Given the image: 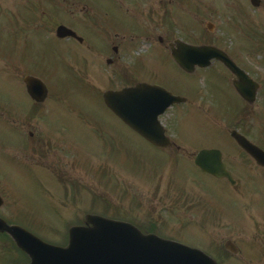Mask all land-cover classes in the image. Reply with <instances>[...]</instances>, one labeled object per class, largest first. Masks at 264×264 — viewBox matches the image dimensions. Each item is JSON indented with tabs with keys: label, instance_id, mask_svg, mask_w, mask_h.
Wrapping results in <instances>:
<instances>
[{
	"label": "rangeland",
	"instance_id": "1",
	"mask_svg": "<svg viewBox=\"0 0 264 264\" xmlns=\"http://www.w3.org/2000/svg\"><path fill=\"white\" fill-rule=\"evenodd\" d=\"M193 1L199 11L195 29L199 38H203L206 35L204 0ZM238 2L246 15L242 17L240 12V33L235 32L230 37L240 42L251 27L264 35V8L254 11L249 0ZM32 3L36 4L35 10L38 3L48 10L41 7L44 11L37 9L33 13L29 11ZM73 4L74 0H0V197L4 208L17 220L35 224L40 233L48 235L44 239L54 245L65 244L68 228L81 224L83 216L89 212L120 218L126 207H133L139 208L140 217L144 212L148 215L150 230L154 233L207 249L211 255V244L220 246L231 235L235 242L245 247L246 243L254 244L261 247L256 253L263 252L264 235L256 236L250 230L255 218L260 222L258 216L252 215L255 212L250 202L264 193V186L251 182L260 180L255 173L247 178L250 183H240L245 178L241 176L242 171H238L242 161H238L234 142L227 132L232 121L228 120V99L217 111L207 95L212 89L201 81V108L172 106L160 119L174 124L165 126L167 132L186 148L189 156L153 148L105 108L97 93L124 87V81H114L113 76L116 72L123 76L127 69L133 71L129 80L152 81L174 94L192 89L187 84L189 78L170 61L160 59L146 69L134 70L128 66L129 60L122 58L119 64L108 67L103 58L86 51L82 54L87 57V64L83 60L84 75L81 73L85 81L82 91L79 86L84 81L72 83L74 76L67 73L71 69L66 67L70 61L75 63L70 67L79 70V47L72 46L65 51L56 47L55 28L59 23L76 28V17L68 15L74 10ZM180 10L183 12L184 8ZM181 12L174 14L180 31L189 24V16ZM102 18L108 21L105 16L99 19ZM27 19L31 20V25L25 23ZM130 22L136 27L135 23L145 27L143 20ZM215 22L217 30L221 31L224 23L219 18ZM84 26L87 33L91 32L89 24ZM25 27L24 34L18 30ZM118 31L120 36H125L122 34L128 30ZM137 40V52L131 53L133 58L143 56L149 48L143 37ZM52 61L57 62L53 69L49 66ZM35 63L41 66L36 67ZM30 70L47 84L50 94L40 109L37 107L36 114L22 84L24 74ZM55 136L72 151L65 156L59 150L54 156L41 157L21 146L23 140L29 144L38 138L54 139ZM32 138L35 140L31 141ZM206 148L222 151L223 161L230 167L238 186L225 185L198 172L192 162L193 153ZM226 203L231 205L229 211ZM45 212L49 218L44 217ZM220 214L227 216L217 220ZM242 229L247 230L242 232ZM235 230H240L241 234H235ZM239 260L234 257L230 264H238Z\"/></svg>",
	"mask_w": 264,
	"mask_h": 264
},
{
	"label": "flooded vegetation",
	"instance_id": "2",
	"mask_svg": "<svg viewBox=\"0 0 264 264\" xmlns=\"http://www.w3.org/2000/svg\"><path fill=\"white\" fill-rule=\"evenodd\" d=\"M229 1L230 0H204L203 10L205 11L204 22L206 35L203 38H199L195 29L196 23L194 22L197 12L199 11L195 8L193 0H167V3L165 0H98V2L96 0H74V10H70L68 15L71 14L72 17H76V28L65 25L76 33V38H60L58 39L56 47H58V50L61 48L64 51L65 49L71 50L72 46L79 47L81 52L79 56V70L77 71L76 68L70 67L73 63L70 61H68V66L66 67L71 69L70 72L67 73L72 74L71 77L74 76L72 83L75 82L80 84L84 81L82 78L84 76H82L81 73L84 75L83 60L84 64H87V57L82 56V54L86 53V51L103 58L105 65L108 67L119 64L122 58L129 60L128 66H132L134 70L146 69L150 63L158 62L160 59L163 61H170L173 67L182 73L184 77L189 78L190 82H187V84L192 88L189 89V92L184 91L182 94H174L171 92L173 95L185 99L182 104L173 106L184 105L188 108H201L202 105L200 101H202L203 98L200 95V90L202 88L200 83L204 80L205 85L212 89L210 92L211 94L209 93L207 95L211 98L209 100L217 111L220 110L219 107L222 105V102L228 99L227 103L230 108L228 120H232L229 130L238 131L258 150L264 152V35L257 31L256 27H251L249 28L250 30H248V34H246L244 39L240 42H236L235 37H230V35H233L235 32L240 33V12L242 17L246 15V12L240 10L238 0H233V2ZM43 8L47 9V7ZM181 8H184L183 12H186L189 16V24L188 26H183L180 31L178 30V23L174 20L176 16L174 14L181 12ZM262 8H264V0H259L258 6H255L253 10L260 11ZM102 16L108 18V21L103 18L99 19ZM216 18H219L221 23H224L221 31L217 30ZM136 19L145 21V27L141 28L137 23H135L137 27L132 25L130 20ZM187 21H185V23ZM28 24L29 23H27V25ZM84 24H89L91 32L87 33V28ZM161 26H165L166 28L164 27L163 29ZM30 28L31 27H29L28 30H30ZM118 30H128L122 34L128 36H120L121 33ZM129 31L134 34H131ZM219 32L220 35H218ZM142 37L145 43L149 45V48L143 56L133 58L131 53L137 52L136 49L139 41L137 39ZM237 39L239 40V38ZM179 40L193 46L206 45L210 48V53L216 48L221 54L227 56V61L224 63L215 56V54H212L209 66L207 67L201 68L194 64L185 69L178 66L172 56V52L173 50H177V41ZM135 42L136 46H134ZM178 53H183V51L180 50ZM183 54L186 55L185 53ZM23 58L26 59L25 56ZM185 58L190 62L191 60L198 61L199 55L198 53L195 54L191 52V56L186 55ZM35 64L36 67L41 66L38 63ZM56 65L57 62L54 61L50 63L49 66L53 69ZM132 72L133 71L127 69L123 76L116 72L115 76H113V80L116 81V79H119L124 81V87L135 86L138 82L157 85L152 81L148 82L142 79L135 81L129 80L128 78ZM27 73V75L30 74L37 77V73L33 75L31 74L33 73L31 70ZM41 74L43 75V72ZM217 77H219L220 80H218ZM84 86L85 81L79 88L83 91L85 90V88L83 89ZM44 103L45 102L38 104L35 102L33 105L40 109L41 105ZM260 117H262V120H260ZM10 120L11 122L13 121L11 118ZM172 125L174 124L163 123V126ZM167 130L168 129H166V132ZM169 130L172 132V128ZM32 133H29V137H32ZM32 140H35V138H32L31 141ZM60 140L61 138L59 136H55L54 139L52 137L38 138L34 141L35 143L32 142L29 144L23 140L21 146L24 147L26 151L41 157L54 156V153L58 154L59 150H62L65 156L72 150L68 144L64 146ZM170 143L171 145L162 148V150H167L170 153L175 152L178 153V155L182 154L181 156L183 157L189 156L186 152V148L177 143L174 139L170 138ZM12 148L13 147L9 150H12ZM65 148L70 150L67 152ZM17 150H20V148ZM199 150L201 149L196 150L197 153ZM234 153H236L238 161H242V164L238 165V171H242L241 176L244 177L245 180L240 181V183H250V181L247 182V178L250 177L252 173H255L260 176V180H251V182L259 184L256 186H264V167H260L257 160L239 147L235 149ZM194 156L192 157V162L194 161ZM222 162L226 167L227 164L223 161V156ZM226 170L232 174L230 167H226ZM209 178L215 181H222L225 185L230 184L232 186V184L225 179L216 180L212 176ZM234 182L235 184L233 187L238 186V182L236 180ZM72 185L75 187L74 183H72ZM231 204L233 205L235 203L231 202ZM250 204L255 212V214L252 215L258 216L260 219V222H258L255 218L256 222L250 230H252V234H256V236L260 234L264 235V193L259 194L257 198L251 199ZM230 206L229 203L225 204L228 211L230 210ZM139 213V208L126 207L120 218L115 217L113 219L125 221L138 228L143 234L150 232V219L148 215L144 212L140 217L138 215ZM91 214L97 215V211L85 214L82 223L79 225H84L86 223L84 222L85 218ZM227 214L229 215V213ZM227 214H220L217 220L222 216H227ZM104 215H106V213H104ZM44 217L49 218L48 213L45 212ZM138 217H140V219H137ZM0 220L6 222L8 225H19L31 235L37 236L46 243L48 242L45 240L48 235L46 236L40 233L33 223H25L17 220L16 217H13V213L4 208L3 202L0 204ZM39 221L42 222V220ZM46 230L48 233V227H46ZM246 230L247 229H242V232H246ZM236 232L235 234H241L240 230ZM231 236L226 237L220 246L215 243L211 244L214 256L211 255L212 253L208 254L216 260L217 264L225 263L221 261L223 259L227 260L226 264H230L234 257L240 258L239 262H237L238 264H264V250L260 254L256 253L259 246L256 247L254 244L250 245L246 243L245 247L243 243L232 240ZM67 242L68 237L66 238V244ZM227 242L229 243V247H226ZM259 248L261 249V247ZM262 249H264V246ZM203 250L209 252L207 249ZM244 255V259L241 260ZM221 256V260H218V257ZM0 258L1 264H28L31 262L30 257L15 245L11 236L1 230Z\"/></svg>",
	"mask_w": 264,
	"mask_h": 264
},
{
	"label": "water",
	"instance_id": "3",
	"mask_svg": "<svg viewBox=\"0 0 264 264\" xmlns=\"http://www.w3.org/2000/svg\"><path fill=\"white\" fill-rule=\"evenodd\" d=\"M71 35L73 33L68 28L58 27L57 37ZM183 46L188 51L192 48L197 50L193 46ZM198 55L201 57L199 65L206 66L210 58L209 49L199 47ZM172 56L178 64L184 66L183 57L179 53L173 52ZM24 84L28 95L37 102L46 98V87L38 79L26 77ZM103 98L108 108L123 123L141 134L149 143L159 147L168 145L158 117L171 104L182 102V99L174 97L162 88L145 84L116 92L107 91ZM232 137L244 150L257 158L259 164L264 165V155L261 152L255 150L239 134L232 133ZM195 163L203 172L216 178L231 179L221 162L219 151L202 150L196 156ZM85 221L86 226L70 228L67 247L42 243L21 228L9 226L4 221H0V230H5L12 236L17 246L31 257L30 264H216L201 250L164 240L157 235H143L125 222L91 215ZM27 237L36 244H31Z\"/></svg>",
	"mask_w": 264,
	"mask_h": 264
}]
</instances>
